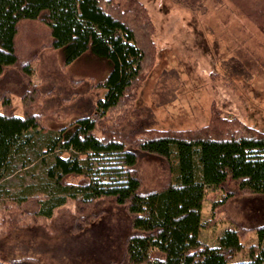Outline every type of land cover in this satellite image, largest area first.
I'll return each mask as SVG.
<instances>
[{"label":"trees","instance_id":"16d2710c","mask_svg":"<svg viewBox=\"0 0 264 264\" xmlns=\"http://www.w3.org/2000/svg\"><path fill=\"white\" fill-rule=\"evenodd\" d=\"M232 2L264 29V0ZM154 30L140 0H0V238L33 226L18 223L21 214L49 221L65 214L72 241H81L77 236L107 219L108 207L118 216L103 223L107 235L86 236L77 254L74 243L65 242L62 264H98L85 260L97 256L100 262L109 254H119L111 264H264V132L216 111L196 129L156 127L142 115L135 101L155 60ZM47 55L52 77L53 67L83 55L108 66L102 78L68 81L102 93L88 113L58 126L52 122L61 114L41 108V86L32 83L33 63L46 62ZM14 99L21 101L20 112ZM95 156H106L107 163ZM143 157L165 164L161 185H144L138 171ZM25 171L34 181L9 191L11 180ZM210 192L221 197L212 199L204 221ZM222 216L227 224L210 247L198 233ZM249 233L256 241H249L246 259L235 260ZM0 264L42 263L0 254Z\"/></svg>","mask_w":264,"mask_h":264},{"label":"rangeland","instance_id":"374dc122","mask_svg":"<svg viewBox=\"0 0 264 264\" xmlns=\"http://www.w3.org/2000/svg\"><path fill=\"white\" fill-rule=\"evenodd\" d=\"M140 1L147 7L154 23L156 46L155 60L137 90L135 105L140 113L150 116L156 127L196 129L205 126L212 111H216L222 117L235 116L264 132V29L261 24L258 25L256 19L245 14L232 0H202L196 6L184 5L176 0ZM252 1L257 5L263 3V0ZM248 6L250 4H246ZM56 56L60 57L58 52ZM49 59L47 55L46 62L33 63L32 83L41 86V108L58 116L61 114L59 120L52 122L53 126H58L81 113H88L102 93L86 84L71 86L68 81L72 78L87 80L90 76L102 78L107 74L108 66L102 60L83 55L67 67L58 66L59 70L53 67L56 74L52 77L46 73V64H53ZM62 71L68 73L67 80L62 76ZM9 76L12 81L15 80L14 75ZM71 91L76 92L75 97ZM13 103L18 105L16 110L20 112L21 101L14 99ZM105 157L95 156L94 159L103 165L107 163ZM139 162L138 171L144 185L149 189L161 185L167 174L165 164L152 157H143ZM33 181V176L25 171L23 177L11 180L9 191H18L20 184L24 187ZM219 195V192H210L205 199L201 216L204 221L210 219V203L212 199L221 197ZM106 209L108 217L101 221L109 226L116 220L118 211ZM229 210L231 215L239 217L237 210ZM21 215L18 223L33 226L16 231L10 229L1 236L0 254L3 259L27 256L37 258L42 264H62L66 258L65 242L74 243L72 247L74 254H77L82 249L79 243L86 236L97 239L100 234L107 233V228L99 223V226L77 236L83 237L81 241H72L73 236L71 238L70 231L64 225L65 214L50 221L37 219L33 215ZM1 217L0 222L3 220ZM220 218L214 228H202L198 233V239L210 247L217 245V238L227 224L223 216ZM96 228L98 230L94 231ZM111 229L114 228H108V231ZM246 237L245 248L236 253L235 260L246 259L249 241H256L252 233ZM101 256L100 262L97 256H91L85 262L111 264L119 254Z\"/></svg>","mask_w":264,"mask_h":264}]
</instances>
